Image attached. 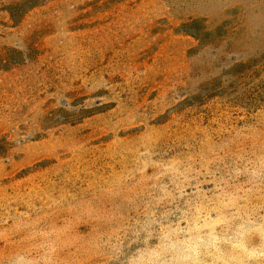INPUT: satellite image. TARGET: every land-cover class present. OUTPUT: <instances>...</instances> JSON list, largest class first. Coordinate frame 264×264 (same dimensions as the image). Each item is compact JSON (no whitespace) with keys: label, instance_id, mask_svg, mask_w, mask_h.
Masks as SVG:
<instances>
[{"label":"rangeland","instance_id":"374dc122","mask_svg":"<svg viewBox=\"0 0 264 264\" xmlns=\"http://www.w3.org/2000/svg\"><path fill=\"white\" fill-rule=\"evenodd\" d=\"M0 264H264V0H0Z\"/></svg>","mask_w":264,"mask_h":264}]
</instances>
